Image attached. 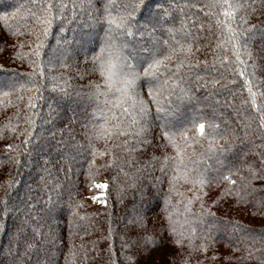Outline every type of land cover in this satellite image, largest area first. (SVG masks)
<instances>
[{"label": "trees", "instance_id": "1", "mask_svg": "<svg viewBox=\"0 0 264 264\" xmlns=\"http://www.w3.org/2000/svg\"><path fill=\"white\" fill-rule=\"evenodd\" d=\"M65 3L37 59V37L28 34L37 9L0 0V264H264V180L252 175H264V0ZM228 4L239 5L228 23L248 50L244 78L217 25ZM121 13L130 23L109 40L107 17ZM175 41L188 50L161 69L159 80H169L161 110L149 103L139 136L132 125L90 146L93 125L103 122L98 109L111 107L104 102L121 86L108 90L93 58L110 43L103 55L118 81L129 64L143 73ZM148 79L136 82L145 100ZM244 79L256 85L258 109ZM96 84L107 97H97ZM114 114L132 119L121 108ZM165 132L176 133L181 158ZM178 164L211 183L170 184ZM230 173L234 185L222 178ZM99 181L104 204L90 199Z\"/></svg>", "mask_w": 264, "mask_h": 264}, {"label": "snow or ice", "instance_id": "2", "mask_svg": "<svg viewBox=\"0 0 264 264\" xmlns=\"http://www.w3.org/2000/svg\"><path fill=\"white\" fill-rule=\"evenodd\" d=\"M227 0H217L221 6L226 3ZM32 7L37 9V11H31L30 15L33 17L34 23L32 27L28 30L29 35H35L37 37L35 49L32 50V55L37 59L40 57L41 49L45 46V40L41 39V37L47 38L54 21L64 19L67 11V3L65 0H31ZM84 0H72L73 9L77 7H83ZM215 4L209 5V7H215ZM129 6L125 5V11ZM239 7V5L228 4V8L232 9L231 11H223L222 15L226 18L225 20H221L219 16H217V25L218 27H223V31L226 33V40L222 41L223 44H228L231 46L233 51V55L235 57L238 74L241 78H244L247 73L245 69H240L239 65H243L246 62L241 59V49H243L244 53H247L246 45H241L239 40V32L237 29L233 28L228 20L234 17L235 9ZM107 23L109 25V40H111V33L118 29H124L130 23L129 15L124 13L119 14L118 16H112L109 14L107 17ZM168 43L167 41L165 42ZM176 45H179L177 47ZM111 47V44H106L105 48H102L100 53L94 57V62L97 64V69L103 77V83L108 90H111L115 84L119 83L121 86L116 88V91L119 93V96L113 102L112 100H105V105H110L111 107H105L98 109V113L100 119L103 121L99 125L94 124L92 128V132L89 135L90 146L92 139L100 140H111L113 137H119L125 134L127 129L132 126H138L137 136H139L140 132H142V120L146 118L149 112V103L155 104L157 106V111L161 110L160 107V99L163 97L164 92L168 91L169 80L165 79L163 81L159 80V77L163 75L161 69H167L168 62H171L174 58L177 57V54L180 52L187 51V47L183 44H180V41H175V44L170 45L168 51L165 55L161 56L159 53L153 54L150 61L147 63V66L144 67L143 73H140L134 70L135 66L129 64L127 67L129 71L124 74L118 81L114 79L116 73L114 71V64L111 60L104 59V51L106 48ZM31 49V45H29ZM225 61H228V57L225 56ZM182 61L177 63V67L182 65ZM37 68L40 67L39 64L36 65ZM40 75H43L41 71ZM143 76L145 78H150L147 80V89H148V99L145 100L142 98L139 93L136 91V82L140 77ZM155 81V83H153ZM174 83V81H173ZM23 87V86H22ZM256 87L251 80L244 79L243 81V89L246 90L252 101V105L254 109H258L256 96L257 92L253 89ZM38 94V93H37ZM95 94L97 97L105 96L107 97V92L101 90V86L99 84L95 85ZM35 99V97H31L30 100ZM128 104V107L124 105ZM35 107V105H32ZM115 108H121L123 114L130 115L132 119L130 121H125L123 117L119 120L116 118L114 114ZM110 121H115L114 123H110ZM261 127H264V114L260 116ZM196 131L201 135L204 134L205 124L200 123L195 125ZM181 135L186 139V134L181 133ZM175 132H165V139L174 147L176 150L177 158H181L183 154V149L179 147L177 141L175 139ZM93 154H95V149L93 147ZM165 159H168L165 157ZM182 163V159L180 160ZM191 170L188 168L181 169L179 164L176 166V175L171 178L170 184H174V182L178 179H184L186 182L192 183L193 185H198L201 188L206 184H210L211 181L208 180L207 177L197 174L192 176L190 174ZM235 173H230L229 176L222 177L224 180H227L230 184H235L236 182L232 180L230 177ZM253 178L264 180V175H260L259 173H253ZM241 180H245L244 177H241ZM96 187H106L107 185H95ZM264 187V186H262ZM239 195V193H237ZM95 200L96 197H93ZM6 203V202H5ZM191 203V201H189ZM188 211L187 207L185 209ZM171 213H169V219L171 221ZM174 223V222H173ZM173 234H178L183 236V232L177 233L176 228L172 227ZM177 243H179L177 241Z\"/></svg>", "mask_w": 264, "mask_h": 264}, {"label": "rangeland", "instance_id": "3", "mask_svg": "<svg viewBox=\"0 0 264 264\" xmlns=\"http://www.w3.org/2000/svg\"><path fill=\"white\" fill-rule=\"evenodd\" d=\"M177 121V117L176 118H171V122H176ZM97 184H100V185H106L105 182L103 181H99V182H96L94 184V190H93V193L90 195V199L97 202V203H102L104 204L105 203V200H104V193H105V188L106 187H96L95 185ZM93 197H96V199L94 200Z\"/></svg>", "mask_w": 264, "mask_h": 264}]
</instances>
